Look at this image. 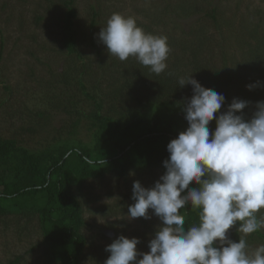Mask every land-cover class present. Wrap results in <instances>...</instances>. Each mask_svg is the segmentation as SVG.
I'll use <instances>...</instances> for the list:
<instances>
[{"label": "trees", "instance_id": "1", "mask_svg": "<svg viewBox=\"0 0 264 264\" xmlns=\"http://www.w3.org/2000/svg\"><path fill=\"white\" fill-rule=\"evenodd\" d=\"M48 1L61 27L59 52L66 56L65 65L60 72L52 70L53 79L45 84L43 101L50 108L29 109L30 121L21 127L22 132L9 138L0 135V219L10 228L9 215L16 217L13 221L18 238L41 235L42 241L28 252L46 245L47 264H84L89 241L84 232L88 222L81 195L88 181L103 179L109 173L125 179L131 173L145 174L159 180L158 175L166 171L163 161L169 157L167 144L188 127L183 107L193 88L180 87L179 79L193 76L203 87L223 94L226 102L221 112L226 111L233 100L228 85L235 78L227 67L233 58L229 50L234 58L236 51L242 53L243 63L238 64H244L248 80L264 79V12L257 9L254 15L240 14L239 9H232L240 15L236 21L219 5L218 1L224 0L168 3L163 12L172 20L193 21L184 30L185 38L167 37V68L157 75L134 57L125 61L112 55L105 57L107 49L101 48L98 38L103 17L100 4L91 5L90 20L81 26L76 0ZM159 16L155 15L150 25H143L146 33L160 36L154 30V24L164 22ZM43 19L38 16L36 20ZM217 36L223 39L219 41ZM215 46L227 47L222 48V67L208 58L214 55ZM90 47L95 50L93 55L86 53ZM251 94L246 102L256 105L264 101V90ZM82 103L88 109L82 108ZM59 111L68 115V125L52 128L54 114ZM212 122L209 127L214 131ZM85 124L89 141L78 137ZM38 130L48 133L41 148L28 147L21 136ZM190 187L197 185L193 182ZM132 196H125L133 202L130 205L135 203ZM179 212L185 217L186 229L199 224V210L190 203ZM257 216H264V209ZM238 226L239 222L232 231L237 242L242 236ZM249 238L256 241L264 238V233L260 229ZM143 246L149 249L148 244ZM24 259L25 254L16 255L7 264H20Z\"/></svg>", "mask_w": 264, "mask_h": 264}, {"label": "clouds", "instance_id": "2", "mask_svg": "<svg viewBox=\"0 0 264 264\" xmlns=\"http://www.w3.org/2000/svg\"><path fill=\"white\" fill-rule=\"evenodd\" d=\"M98 38L121 61L134 57L157 75L167 68V37L146 33L134 17L113 13ZM179 85L193 88L183 107L188 127L167 144L166 171L154 186L134 181L135 203L128 208L131 219H150L152 210L162 224L149 252L137 250L139 238L120 235L105 248L110 256L104 264H264V245L249 254L244 239L264 227V216H257L264 209V101L246 120L237 113L248 102L234 98L221 112L223 94L193 76L181 77ZM193 182L197 187H190ZM189 203L199 210V224L186 229L179 210ZM238 222L243 236L236 242L228 232Z\"/></svg>", "mask_w": 264, "mask_h": 264}, {"label": "rangeland", "instance_id": "3", "mask_svg": "<svg viewBox=\"0 0 264 264\" xmlns=\"http://www.w3.org/2000/svg\"><path fill=\"white\" fill-rule=\"evenodd\" d=\"M76 1L78 2L76 4L79 9L81 26L89 22L90 7L92 4L97 5V3L100 4L98 6L103 14L101 18L102 27L106 26L107 20L113 13H120L134 17L137 25L146 32L147 29L145 30L143 25H150L155 15H160L159 19H163L164 22L158 25L154 24V30L160 36H176L182 39L187 36L184 30H188L193 21L192 19H176L174 21L170 14L163 12V8L168 3L174 5L179 0ZM218 3L227 11V16H231L236 21L240 20V15L235 14L238 9L240 14L251 12L253 14L257 9L264 12V0H224L218 1ZM51 4L48 0H0V135L5 138L13 137L17 132H22L21 127L30 121L29 109L50 108L43 101L47 94L45 84L52 78V70L60 72L65 65L66 56L59 52L63 40L61 27L57 25L54 19L55 12L50 10ZM232 9L235 11L234 13L231 12ZM38 16H42L44 19L37 22ZM211 32L214 33L213 30ZM233 36L232 39L236 43V35ZM216 38L219 41L223 39L221 36ZM236 45L238 47L237 43ZM100 46L102 49H107L101 42ZM223 47L215 46L214 55L208 56L209 59L216 60L220 67H222L223 61ZM224 48L227 49L226 46ZM94 52V48L86 49L88 55H93ZM231 52L233 53L229 50V57L233 58L227 62V67L235 78L228 85L227 92L233 99L246 101L249 94L264 90L262 84L264 79L259 77L255 82L248 80L243 68L244 64L243 66L238 64V62L243 63L242 53L234 51L236 55L234 58ZM104 53L106 54L105 57L110 55L107 50ZM117 59L121 61L118 57ZM250 84L257 86L250 90L248 88ZM81 106L88 109L86 104L82 103ZM256 110V105L249 102L243 112L237 114H242L246 120H249ZM53 118L52 128L61 127L64 124L68 125V115L62 111L56 112ZM212 123L216 126L215 120ZM47 134L38 130L36 134L23 133L21 137L24 138L28 147L39 149ZM78 137L84 141H89V131L86 124L80 128ZM158 176L160 179L162 175ZM153 179L154 176L145 174L138 176L131 173L130 177L125 179L120 178L115 173H109L103 179L88 181L81 195V200L84 202L85 218L88 222L84 232L89 241L85 250L84 264H104V261L110 256L105 248L120 235L128 238H137L140 235L138 237L141 243L137 245V250L140 253L150 251L143 245L149 244V241L154 238L155 232L162 222L152 214V210H149L150 219H131L128 216V208L133 202L128 198L126 199L125 196L127 193L133 194L134 181L138 180L142 186L150 188L156 182ZM15 218L14 215H9V220L12 221L10 228H6L5 222L0 219V264H7L16 255L23 254H25V259L20 264H47L48 248L46 245L42 244L35 251L28 252L32 245L42 241V236L36 234L33 238L27 236L18 238L14 231L13 220ZM144 221L146 224H143ZM20 223L21 226L24 225L23 221ZM261 229L264 233V227ZM233 230L234 227L229 230L228 236L236 241L232 237ZM141 235H144V239ZM241 235L243 236L242 233ZM244 239L247 242L249 254L259 246L264 245V238H257L256 241H253L247 235ZM140 258L142 256L138 257V259Z\"/></svg>", "mask_w": 264, "mask_h": 264}]
</instances>
